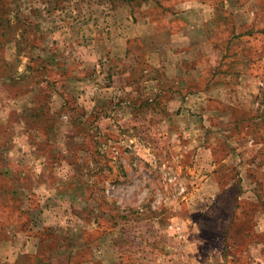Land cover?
<instances>
[{
  "label": "rangeland",
  "instance_id": "1",
  "mask_svg": "<svg viewBox=\"0 0 264 264\" xmlns=\"http://www.w3.org/2000/svg\"><path fill=\"white\" fill-rule=\"evenodd\" d=\"M156 4L0 0V202L24 210L23 231L0 245V259L264 264V167L225 183L226 143L213 130L188 141L208 115L170 121L125 103L149 97L153 83L134 85L140 62L126 72L112 56ZM256 71L258 125L242 137L252 145L235 152L264 163V70ZM172 123L183 133H166Z\"/></svg>",
  "mask_w": 264,
  "mask_h": 264
},
{
  "label": "crops",
  "instance_id": "2",
  "mask_svg": "<svg viewBox=\"0 0 264 264\" xmlns=\"http://www.w3.org/2000/svg\"><path fill=\"white\" fill-rule=\"evenodd\" d=\"M146 15L145 21L137 20L127 28L132 33L127 32L122 53H113L117 59L112 65L127 72L131 62H140L135 67L141 78L133 84L153 83L152 94L134 100L129 96L125 103L149 106L146 111L153 118L170 121L181 112H190L197 119L208 115L204 125L187 130L191 134L188 141L198 139L199 131L213 130L228 146L218 163L222 181L226 183L231 176L250 178L256 163L258 168L264 163L245 162L236 157L239 154L235 151L252 145L250 140L247 145L242 143V137L253 134L258 125L250 112L255 98L250 94L255 92L257 65L264 70V0H157ZM253 40L260 41L263 47L255 48ZM126 84L123 82L122 86ZM195 103L201 105V112L192 106ZM174 124L165 132L183 133ZM230 147L236 155L231 154ZM210 177L208 174L205 178ZM0 205L11 213L14 209L4 201ZM17 231L23 229L19 225L0 226V245ZM12 258L0 259V264H13L16 256Z\"/></svg>",
  "mask_w": 264,
  "mask_h": 264
},
{
  "label": "trees",
  "instance_id": "3",
  "mask_svg": "<svg viewBox=\"0 0 264 264\" xmlns=\"http://www.w3.org/2000/svg\"><path fill=\"white\" fill-rule=\"evenodd\" d=\"M12 206V208H14L13 209V211H12V213L11 212H9V211H6V212H4L3 210H5V209H1L0 208V214H2L3 215V213H7V214H9L8 215V217L7 218H9L8 220H10V222L8 223L7 221H6V217H3L2 219H0V226H7V225H9V224H11V227H13V228H15V225H19L21 228L23 227V225H24V220H20V218L21 217H19V215H21L22 214V217H23V215H24V210H18V208H17V206H14V205H11ZM1 207V206H0ZM2 210V211H1ZM16 218V221H12L13 220V218ZM25 227V226H24ZM24 256H26V255H24ZM30 254H28L27 256H26V258L27 259H30Z\"/></svg>",
  "mask_w": 264,
  "mask_h": 264
}]
</instances>
